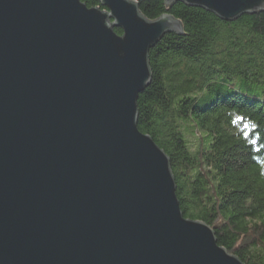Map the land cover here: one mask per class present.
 Wrapping results in <instances>:
<instances>
[{
    "label": "water",
    "instance_id": "1",
    "mask_svg": "<svg viewBox=\"0 0 264 264\" xmlns=\"http://www.w3.org/2000/svg\"><path fill=\"white\" fill-rule=\"evenodd\" d=\"M100 1L0 0V264H245L185 216L167 153L138 126L149 50L181 21ZM180 1L228 21L264 11Z\"/></svg>",
    "mask_w": 264,
    "mask_h": 264
},
{
    "label": "trees",
    "instance_id": "2",
    "mask_svg": "<svg viewBox=\"0 0 264 264\" xmlns=\"http://www.w3.org/2000/svg\"><path fill=\"white\" fill-rule=\"evenodd\" d=\"M139 8L150 20L174 16L183 31L149 50L138 126L167 153L185 216L209 223L245 264H264V11L228 21L180 0Z\"/></svg>",
    "mask_w": 264,
    "mask_h": 264
},
{
    "label": "rangeland",
    "instance_id": "3",
    "mask_svg": "<svg viewBox=\"0 0 264 264\" xmlns=\"http://www.w3.org/2000/svg\"><path fill=\"white\" fill-rule=\"evenodd\" d=\"M188 136H189V138H190V139H192V138H193V135H192V134H189Z\"/></svg>",
    "mask_w": 264,
    "mask_h": 264
}]
</instances>
